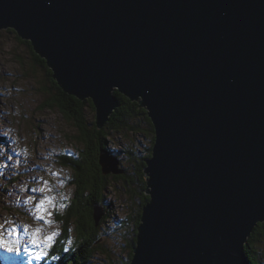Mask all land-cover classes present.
I'll use <instances>...</instances> for the list:
<instances>
[{
	"label": "water",
	"instance_id": "obj_1",
	"mask_svg": "<svg viewBox=\"0 0 264 264\" xmlns=\"http://www.w3.org/2000/svg\"><path fill=\"white\" fill-rule=\"evenodd\" d=\"M2 29L91 100L99 127L115 87L147 109L148 200L129 264H251L247 237L264 221V0H0ZM99 163L124 172L107 153Z\"/></svg>",
	"mask_w": 264,
	"mask_h": 264
},
{
	"label": "rangeland",
	"instance_id": "obj_2",
	"mask_svg": "<svg viewBox=\"0 0 264 264\" xmlns=\"http://www.w3.org/2000/svg\"><path fill=\"white\" fill-rule=\"evenodd\" d=\"M31 50L32 48L23 44L12 30H0V141H3V134H6L8 139L3 145L4 158L0 157V225L3 226L0 234L5 239L15 241L14 251H7L0 247V264H11L16 261L31 264L35 260L43 259L44 256L40 259L35 258L37 252L43 251L46 255L50 247L59 243L57 237L65 244L64 239L59 238L63 229L67 230L64 226L67 223L66 214L62 212L66 207L67 212L71 208L68 205L73 204L75 188L69 183L71 170L61 166L63 153H67L68 150L77 157L80 143L75 141L74 136L78 130L73 124L93 120L95 117V111L89 115L86 114V109L93 110L91 105L84 107L82 114L79 113L74 117L68 113L64 114L57 107L47 106L54 100L55 93L46 88L47 81L44 80L38 62H32L34 56ZM85 100L87 99L80 101ZM55 103L61 106L59 100ZM109 119L110 115L103 123ZM130 137H132L130 133L116 135L110 139L111 149H118L120 144ZM138 138L145 140L144 135L134 134V140ZM105 153L101 151L100 160ZM120 161L123 163L120 169L124 171L126 168L125 172L130 171L121 158ZM34 171L37 172L32 175ZM11 173L12 176L9 179ZM102 175L108 176L109 184L105 192L107 205L105 204V209L100 207V212L107 213V216L102 213L106 221L102 222L98 228L101 245L97 244L96 249L89 247L91 254L87 257L86 264H126L131 261L133 253L131 256L126 245L122 244L125 241L122 234L128 235L134 225L129 221L134 205L131 198L133 187L128 182L129 191L125 192L120 188V184H124V179L129 178L126 174L104 173L102 170ZM38 179H40L39 186ZM35 191L44 194L42 199L40 197L42 195ZM48 194L51 201L45 203L46 214L35 211L33 208L36 202L38 204L40 200L49 197ZM68 200L69 203L64 204ZM24 203L26 207L23 206ZM7 214H15L20 218L15 216L9 219ZM39 215H44L42 221L36 218ZM115 216L120 221V226L113 232V229H116L115 218L113 219ZM109 224L112 227L108 226ZM13 226L16 234L9 236L7 230ZM70 227V234L66 241L71 240L73 244L78 234L73 224ZM36 229L40 231L37 233ZM33 233L40 241L38 245L30 243ZM52 233L56 235L51 241H46L45 237ZM89 239L90 235L87 233L85 239L81 240L83 244H86H84L85 247ZM78 256L81 255L78 254ZM68 257L67 254V261ZM63 259H65L64 254H59L56 262L60 263Z\"/></svg>",
	"mask_w": 264,
	"mask_h": 264
},
{
	"label": "trees",
	"instance_id": "obj_3",
	"mask_svg": "<svg viewBox=\"0 0 264 264\" xmlns=\"http://www.w3.org/2000/svg\"><path fill=\"white\" fill-rule=\"evenodd\" d=\"M17 38L31 49V45L28 41L21 40L18 36ZM31 51L34 56L32 62H38L44 80H46L47 85L50 86L48 87L45 85L46 88L48 91L55 93V97H53L54 100L48 103L47 106L57 107L59 110H62L64 114L68 113L73 117L78 116L79 113L82 114L83 108L88 105H91L93 110L86 109L87 115L95 111L90 99L80 101L75 96L64 92L52 78V71L47 67L45 60L40 58L33 49ZM115 93L119 98L120 104L111 113L110 119L105 122V124L99 127L95 117H93V120H86V122H77L73 124L78 130L74 138L76 139L75 141L80 143V148L78 153H76L77 157L73 154L71 156L65 155L62 158V164L71 170L72 176L70 178V184L75 188L73 204L69 205L71 208L68 212H64L66 214L65 218H67V223H65L66 225L64 226L67 228V230H65L66 233H69V225L72 223L75 229H77L76 232L78 235L76 236L78 240L76 239L75 245L71 247L72 249L64 254L65 259L60 263H57L56 260H53L51 257L46 258L50 261L49 264H86V259L91 254L89 247H93L94 244H100L98 228L106 219L104 218L105 216L100 217L97 221L98 223H96L94 219V207L106 208L105 201L107 193L105 192H107L109 184L108 176L106 175L104 177L102 175V167L99 163L100 153L101 151L112 152L110 139L118 134L121 136V134L126 133L132 134V137L120 144V148L123 152L120 149L119 155L124 157L123 161L130 168L131 172L127 170V172L123 173L129 176V178L124 179V184H120V188L125 192L129 191L128 182L133 187L131 198L134 205L129 215V221L134 225L128 235L125 236L122 234V237L125 239L122 244H124V246L126 245L132 256L141 209L148 200V196L144 192L145 175L143 169L145 167V160L151 156L150 149L154 143L155 135L152 122L145 110L139 107L136 101H131L118 92ZM57 100L61 102V106L55 103ZM89 132L91 133L89 134ZM134 134L144 135L145 140H143V138L134 140ZM121 164L123 165V163L118 162L119 168L122 167ZM124 171H126V168ZM87 192H89V194ZM104 215L107 216V213H104ZM87 233H89L90 239L85 247L86 244L84 243V245L81 240L83 238L85 239ZM65 242L66 241H64V243ZM61 249H65V247L59 244L58 251L61 252ZM245 252L251 264H264V221L258 222L253 228V231L247 238ZM67 254L69 255L68 261L66 260ZM78 254L81 256L77 257ZM128 262L126 264H128Z\"/></svg>",
	"mask_w": 264,
	"mask_h": 264
},
{
	"label": "snow or ice",
	"instance_id": "obj_4",
	"mask_svg": "<svg viewBox=\"0 0 264 264\" xmlns=\"http://www.w3.org/2000/svg\"><path fill=\"white\" fill-rule=\"evenodd\" d=\"M50 201H51L50 197H45L43 200H40L39 203L36 205L37 212L46 214L45 203L46 202H50ZM61 207H63V205H61ZM36 218L37 219H43L44 216L43 215H39ZM2 231H3V226L0 225V233H2ZM7 231H8V235L9 236H13V235L16 234V229H15L14 226L11 229H8ZM25 231H27V226H25ZM39 231H40V229H36L35 230V232H37V233ZM55 235H56L55 233H52L51 235L45 237V240L46 241H51ZM30 243H32L34 245H38L40 243V241L38 240V238L35 235V233L31 234ZM14 244H15V241L5 239L3 237V235L0 234V247L4 248L7 251H14L15 250ZM43 255H44L43 251L37 252L35 254V258L36 259H40Z\"/></svg>",
	"mask_w": 264,
	"mask_h": 264
},
{
	"label": "bare ground",
	"instance_id": "obj_5",
	"mask_svg": "<svg viewBox=\"0 0 264 264\" xmlns=\"http://www.w3.org/2000/svg\"><path fill=\"white\" fill-rule=\"evenodd\" d=\"M116 91H117V88L115 87L114 88ZM118 92V91H117ZM119 93V92H118ZM119 94H121V93H119ZM123 95V94H122ZM82 100H84V99H82ZM137 102V101H136ZM139 107H141V106H139ZM141 108H143V107H141ZM144 110H145V112L147 113V109H145V108H143ZM149 117V116H148ZM105 124V123H104ZM153 125V124H152ZM154 128V127H153ZM155 135V134H154ZM110 173H112V172H110ZM121 174V173H120ZM118 175V174H117ZM121 176V175H120ZM124 176V175H123ZM116 177V176H115ZM147 202H145V204H146ZM100 217H102V213H101V216ZM128 264H129V262H128Z\"/></svg>",
	"mask_w": 264,
	"mask_h": 264
},
{
	"label": "flooded vegetation",
	"instance_id": "obj_6",
	"mask_svg": "<svg viewBox=\"0 0 264 264\" xmlns=\"http://www.w3.org/2000/svg\"><path fill=\"white\" fill-rule=\"evenodd\" d=\"M93 248H95V245H93Z\"/></svg>",
	"mask_w": 264,
	"mask_h": 264
}]
</instances>
